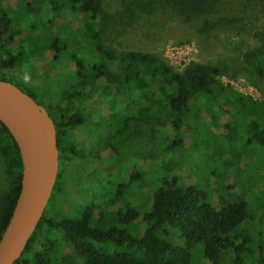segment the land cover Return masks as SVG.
<instances>
[{
  "label": "trees",
  "instance_id": "16d2710c",
  "mask_svg": "<svg viewBox=\"0 0 264 264\" xmlns=\"http://www.w3.org/2000/svg\"><path fill=\"white\" fill-rule=\"evenodd\" d=\"M63 1L69 5L64 18L53 15L44 20L40 16L42 20L38 13L43 8L36 7L34 0H0L5 9L0 18V77L11 81L9 70L21 62L25 52L36 57L50 51V66L37 72L38 82L44 83L53 72L58 73L56 66L63 59L67 62L68 79L66 89H58L49 105L38 100L48 111L59 102L66 115L80 114L82 110L76 109V103L87 91L109 96L110 109L102 113L107 115L112 129L124 130L135 117H143L147 124L157 123L176 135L166 147L168 152L179 149L184 134H191L190 121L205 118L223 136L220 175L227 181L229 197L225 202L219 199L218 204H211L206 193L196 186H181L178 177L162 179L146 202L149 209L144 214L145 230L140 235L127 229L140 215L133 204L112 211V216H118L126 225L119 227L101 214L94 217L89 205L77 217H49L51 199L14 264H51L53 257L60 258L59 264H195L198 256L200 264H264V166L254 164L250 154L254 144L264 149V102L226 84L222 79L224 71L215 63L191 60L179 71L166 57L153 52H116L101 42L105 13L102 0ZM235 1L135 0V3L138 8H163L176 19L196 24L203 33L221 26L223 20L214 18ZM240 1L247 7L246 13L248 7L255 11L260 24L255 33L258 44L245 53L244 69L264 84V0ZM48 4L51 6L52 2ZM248 18L249 14H245L240 19L247 22ZM55 19L62 24L56 25ZM45 30L49 34L43 39ZM23 89L29 92L28 88ZM122 105L126 110L123 114ZM76 121H68L67 126L74 127ZM56 128L60 141L59 123ZM5 133L11 135L15 150L11 155L13 181L0 199V239L19 197L23 173L18 144L0 121V136ZM67 149V157L71 158L75 147ZM213 174L218 176L217 171ZM112 180V190H106L105 194L109 205L140 176L137 172L131 174L128 183L115 184L114 177ZM111 194L112 197H107ZM58 228L63 230L66 258L59 255L61 241L53 233Z\"/></svg>",
  "mask_w": 264,
  "mask_h": 264
},
{
  "label": "rangeland",
  "instance_id": "374dc122",
  "mask_svg": "<svg viewBox=\"0 0 264 264\" xmlns=\"http://www.w3.org/2000/svg\"><path fill=\"white\" fill-rule=\"evenodd\" d=\"M48 1L52 2L51 6ZM102 2L105 11L104 32L101 37L103 44L118 53L140 50L162 55L179 71L191 60L215 63L224 71L222 79L226 84H231L242 93L252 95L264 102V84L261 81L258 83L256 76L244 69L245 53L258 44L255 33L260 24L255 19L257 17L255 11H251V7H248V13H246L247 7L245 4H241L240 0L235 1L233 6L217 13L214 19L215 21L222 19L221 26L203 33L200 32V28L196 27V24L176 19L163 8L156 6L138 8L135 0H102ZM34 4L36 7L43 8L38 13V17L44 20H49L53 15L64 18L69 8V5L63 0H34ZM3 10L5 9L0 4V18L4 14ZM13 10L16 11V9ZM245 14H249L247 22L240 19L241 17L245 18ZM230 17H235L238 20L230 21ZM54 21L56 25L62 24V21L58 19ZM48 34L49 31L45 30L42 33L43 39ZM17 42L19 43V41ZM28 53L30 54V52H25L20 57L23 64L18 61L9 70L10 79L12 82L22 83L33 88L44 102H51L52 96L56 97L58 89H66L67 62L65 59L60 61L56 66L58 73L53 72L42 83L38 82L37 72L39 73L43 66L46 68L50 66L49 61L52 54L49 51L45 52L44 56L30 57ZM87 92V95L76 103V109L82 110L81 113L87 119H92L93 115L103 111L107 112L110 109L111 97ZM55 101L58 102L56 99ZM58 103H55L56 105L52 109L56 120L62 114L63 109ZM122 107L123 105L120 106L123 114L126 110ZM96 125L101 132L106 129L105 122L97 121ZM190 127L192 128L191 134H184L185 140L182 146L170 152L166 150V147L173 143L176 135H171L169 130L161 129L157 123L148 122L147 124L143 121V117L140 119L135 117L124 130L112 129V172L114 180H116L115 184L128 183L131 174L135 172L140 176V180L133 181L129 187L122 191L118 199L115 197L116 202L113 205L106 203L105 194L107 191L105 189L100 193V190L92 186L91 188L96 190L95 193L91 188L89 190L83 187L79 192L73 187V180H70L69 184L63 186L64 194L58 195L59 202L54 206L52 203L49 205L47 214L54 218L77 217L89 205L94 217L101 214L109 220L110 224L126 227L118 216H112V211L126 207L127 203L133 204L140 215L132 225L127 226V229L140 235L145 230L144 214L149 209L146 202L160 186L162 179L172 180L175 177L179 178V185L196 186L205 192L209 203L218 204L219 199L225 202L229 197V191L225 183L226 179L220 175L222 172L223 136L220 131L211 128L205 118L190 121ZM235 132L234 127L232 138H234ZM14 150L15 145L11 135L8 133L1 135L0 199L13 181L11 155ZM141 154L145 157L141 159L135 157ZM250 154L254 164L264 166V149L254 144ZM70 165L74 171L76 169L75 162H71ZM214 171H217V174L220 171L218 176L213 174ZM113 193L114 191H112ZM112 194L107 197H112ZM53 233L57 240L61 241L59 255L65 257L63 230L58 228ZM59 259L53 257L50 263L59 264ZM200 262L201 258L198 256L195 264H200Z\"/></svg>",
  "mask_w": 264,
  "mask_h": 264
},
{
  "label": "water",
  "instance_id": "95a60500",
  "mask_svg": "<svg viewBox=\"0 0 264 264\" xmlns=\"http://www.w3.org/2000/svg\"><path fill=\"white\" fill-rule=\"evenodd\" d=\"M0 121L17 142L23 163L21 191L0 239V264H14L50 202L59 171V145L48 109L1 77Z\"/></svg>",
  "mask_w": 264,
  "mask_h": 264
},
{
  "label": "flooded vegetation",
  "instance_id": "af4514ba",
  "mask_svg": "<svg viewBox=\"0 0 264 264\" xmlns=\"http://www.w3.org/2000/svg\"><path fill=\"white\" fill-rule=\"evenodd\" d=\"M22 87L25 89L28 88L29 92H26L32 95L35 100H37V102L38 100H41V98L35 94L36 92L33 88H29L25 85H22ZM45 103L49 105L50 101H46ZM49 112L51 113L55 122L59 123L62 135L61 140L59 141L58 139V174L61 172V176L59 178L57 176V181L53 190L54 194L52 193L51 196V203L53 206L59 202L58 195L60 194L61 196L64 194V192H62L63 186L69 184L70 180H73V187L76 188V190L78 189L79 192L82 191L83 187L90 190L92 186H95V189L100 190V193L103 189L107 191L112 189V126L110 120L106 118L107 115H104L103 113H97V115H93L92 119H87L83 113H72L66 115L64 112H62L58 120H56L52 114V111ZM72 119L77 121L74 127L69 128V126H67V122L71 121ZM97 121L106 123V129L103 132L98 130L96 125ZM88 127H90V132L87 130ZM70 146L75 147V152L71 158H68L67 148H70ZM71 162H75V172L73 171V168H71ZM91 190L92 192L95 191L96 193V190L93 188H91ZM84 212L85 210H82L80 215H82ZM48 216L51 217L50 214Z\"/></svg>",
  "mask_w": 264,
  "mask_h": 264
}]
</instances>
